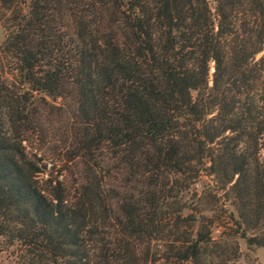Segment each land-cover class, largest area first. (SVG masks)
Segmentation results:
<instances>
[{"label":"trees","instance_id":"1","mask_svg":"<svg viewBox=\"0 0 264 264\" xmlns=\"http://www.w3.org/2000/svg\"><path fill=\"white\" fill-rule=\"evenodd\" d=\"M22 4L0 44V223L2 207L11 206L17 230L10 240L71 251L64 264H90L93 245L104 241L90 235L105 227L100 213L114 205L122 241H161L163 215L173 217L175 235L177 220L191 221L197 229L173 241L180 259L197 264L212 242L213 225L204 222L210 209L202 207L219 201L212 182L238 207L228 220L257 232L241 230L239 238L264 247V0ZM54 16L70 32L68 52L55 45L63 38L52 34ZM68 94L84 126L82 149L110 151L120 176L110 187L114 204L96 176L39 183L42 171L25 153V135L42 129L52 107L47 99ZM191 183H201L212 203L198 198L190 205L202 208L183 218ZM148 254L142 264H156ZM25 261L19 264H34Z\"/></svg>","mask_w":264,"mask_h":264},{"label":"rangeland","instance_id":"2","mask_svg":"<svg viewBox=\"0 0 264 264\" xmlns=\"http://www.w3.org/2000/svg\"><path fill=\"white\" fill-rule=\"evenodd\" d=\"M23 1L26 0H7L5 2L0 0V44L5 38L8 20L13 17L19 7L24 8ZM8 7L10 9H7ZM53 15L54 13H52ZM51 24L53 36L56 39L58 37L63 38L61 44L55 45H58L64 52L71 50L72 44L67 42L69 30L62 23H59L58 18L55 16L54 22L52 21ZM212 73L213 64L210 63L208 71L209 85ZM47 101L52 107L46 108L47 112L43 114L42 129L35 133L36 135L31 133L25 135L27 136L26 141L23 142L25 153L38 164L42 171L37 177L38 182L42 183L48 178L52 180L66 178L68 182L71 180L73 184H77L76 182H80L83 177L94 181V176H96L95 181H101L99 184L103 186L108 200L111 201V198H116V194L110 191V187L120 185V176L115 174L114 162L110 160V151L104 146L97 148L94 144L90 152L85 151L84 148L82 149L84 144H81L78 139V133L84 126L80 124L81 119L76 114V101L74 98L68 94L66 97L58 98L54 102L49 99ZM259 149L260 161L264 164V143H261ZM126 181L128 182V179ZM129 184L128 187L131 186ZM170 184L173 187L175 186L173 179H171ZM211 185L217 191L218 195L216 196L219 201L214 206L202 207L210 209L204 222L209 224L211 221L213 225L212 242L202 249L197 264H264V247H249L246 241L239 238L241 230H245L248 236L257 234V232L247 228L246 223L239 229L228 220L230 213L237 218L235 209L237 210L238 207H233L230 201L225 202V199L221 197L223 193L215 188L214 183L211 182ZM133 192L135 190L130 187L127 194H133ZM198 198L202 199V203L207 205L212 203V198L207 193H202L201 183H191L181 199L182 203H187V211L183 213V218L187 216L188 212H194L200 207L190 205ZM112 204L114 203L112 202ZM174 207L172 206V208ZM164 209H166L164 213H169L170 210L167 207H164ZM11 210V206H3L1 209L5 215H2L3 223H0V264H19L25 260V262L32 260L34 264H64L66 259H63V257L68 256L71 251L45 253L44 249L37 245H21L19 242L10 240L12 234L17 230L15 226L17 218ZM117 213L118 206L114 205L106 206L105 211H101L98 221L106 225L99 229L98 233L91 234L90 238L92 240L103 239L104 241L97 242L95 246L93 245L95 249L90 264H105L106 259H108L109 264H142L141 253L146 254L147 252L149 253L148 259L156 260V264H162L161 262L164 261L167 264H193L179 258L178 245L173 241L177 237L181 239L188 237L189 231L191 233L192 229H197L196 225L193 227L191 221L187 219L177 220L178 224L176 226L179 228L180 233L175 235L172 232L175 231L173 217L169 218L170 214L163 215L164 219L160 223V228L162 227L164 231L158 237L161 241L153 240L149 243H137L132 240H120L121 236L117 232L120 229L116 217ZM113 226H116V228Z\"/></svg>","mask_w":264,"mask_h":264}]
</instances>
